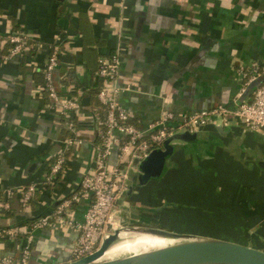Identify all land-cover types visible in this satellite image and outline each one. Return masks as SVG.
Returning a JSON list of instances; mask_svg holds the SVG:
<instances>
[{
    "label": "crops",
    "instance_id": "crops-1",
    "mask_svg": "<svg viewBox=\"0 0 264 264\" xmlns=\"http://www.w3.org/2000/svg\"><path fill=\"white\" fill-rule=\"evenodd\" d=\"M0 31L23 32L27 48L0 59V199L6 189L40 181L56 157L67 131L50 104L44 65L53 44L60 45L53 77L61 96H78L80 139L53 188H40L27 205L19 192L10 208L0 210V228L51 212L79 187L93 164L99 142L96 89L100 55L119 52L120 102L131 120L145 127L165 111L229 107L250 99L243 95V67L264 60V0H0ZM10 42L0 45L6 51ZM260 82V78H259ZM250 86V84L248 85ZM95 113V114H94ZM198 128V140L180 141L162 178L138 184V167L129 168L126 190L117 200V227L151 221L174 229L164 219V203L188 202L232 207L234 221L246 228L244 241L264 245V132L231 119ZM118 146L108 158L118 162ZM92 201L84 193L70 217L82 221ZM141 225V224H135ZM79 231L57 223L34 230L28 264H59L73 259ZM24 236L0 238V256L19 257ZM17 264V263H15Z\"/></svg>",
    "mask_w": 264,
    "mask_h": 264
},
{
    "label": "built area",
    "instance_id": "built-area-1",
    "mask_svg": "<svg viewBox=\"0 0 264 264\" xmlns=\"http://www.w3.org/2000/svg\"><path fill=\"white\" fill-rule=\"evenodd\" d=\"M10 42L9 48L1 50L0 59H9L22 53L29 44V37L23 32L10 31L6 35L0 31V45ZM60 45L53 44L52 52L47 59L43 74V88L47 91L50 104L56 108L64 119L69 133L64 137L56 157L48 164L44 177L40 181H31L19 188L6 189L7 198L0 199V210L10 208V200L15 192H19L23 205H27L40 188L54 187L56 179L69 158V151L80 139L77 136V116L82 111V102L78 96L63 97L60 95L53 77V70L58 64ZM120 57L114 51L108 55H100L97 75L101 86L97 96L105 107L103 116L96 115L97 136L99 142L94 145L93 164L88 169L76 191L62 198L51 212L31 221L0 228V238L16 239L24 236V243L19 245L20 256L8 253L0 256V264H28L34 241V230L44 227L51 219L57 223L75 225L79 231L72 248L73 258L84 256L99 247L102 240L117 227L113 212L117 200L127 188L129 168L137 159L140 162L156 147H161L165 139L179 129H198L210 122L221 124L231 119L244 123L252 129L264 132V60H254L243 67L242 93L248 85L259 79L253 87L252 97L239 101L229 107L218 103L210 108L187 111L181 116L165 111L157 119L145 127L137 126L130 117L128 109L120 102V92L127 86L119 82ZM118 146V162L110 165L108 158L115 146ZM92 194L84 219L74 221L70 217L75 203L82 194Z\"/></svg>",
    "mask_w": 264,
    "mask_h": 264
},
{
    "label": "water",
    "instance_id": "water-1",
    "mask_svg": "<svg viewBox=\"0 0 264 264\" xmlns=\"http://www.w3.org/2000/svg\"><path fill=\"white\" fill-rule=\"evenodd\" d=\"M258 83L259 79L251 82L243 95ZM216 126L221 129V124ZM198 138V129H179L165 139L163 146L153 148L140 162L136 159L134 165L139 169L137 183L145 184L152 178H162L168 169L169 158L180 147V141L193 142ZM133 188L134 184H131L125 190L130 193ZM126 224L124 226L129 231L179 240L144 251L100 259L111 243L118 239L122 229L116 227L94 251L59 264H264V245L180 232L151 221ZM135 224L141 225L134 227Z\"/></svg>",
    "mask_w": 264,
    "mask_h": 264
},
{
    "label": "rangeland",
    "instance_id": "rangeland-1",
    "mask_svg": "<svg viewBox=\"0 0 264 264\" xmlns=\"http://www.w3.org/2000/svg\"><path fill=\"white\" fill-rule=\"evenodd\" d=\"M168 212L164 219L175 230L215 236L232 241L245 242L248 229L243 222L234 221L232 207L211 204L175 202L161 205Z\"/></svg>",
    "mask_w": 264,
    "mask_h": 264
},
{
    "label": "bare ground",
    "instance_id": "bare-ground-1",
    "mask_svg": "<svg viewBox=\"0 0 264 264\" xmlns=\"http://www.w3.org/2000/svg\"><path fill=\"white\" fill-rule=\"evenodd\" d=\"M140 225L134 226L138 227ZM121 227V232L118 239H115L100 259L113 258L129 254L132 252H139L155 247L164 246L171 242H176L179 239L165 238L162 236H155L149 233H139L126 230V226Z\"/></svg>",
    "mask_w": 264,
    "mask_h": 264
},
{
    "label": "trees",
    "instance_id": "trees-1",
    "mask_svg": "<svg viewBox=\"0 0 264 264\" xmlns=\"http://www.w3.org/2000/svg\"><path fill=\"white\" fill-rule=\"evenodd\" d=\"M99 68V67H98ZM100 86H101V81L98 83V87H97V89H96V95H97V93H98V90H99V88H100ZM100 104L98 105V106H94L93 107V111L97 114V115H100V116H103V114H104V112H105V107L102 105V103L101 102H99ZM66 131H67V134L69 133V131L66 129ZM99 139V138H98ZM54 159V158H53ZM52 159V160H53ZM57 182V181H56ZM49 188H53L52 186L51 187H49ZM33 219H35V218H31L30 220H33ZM19 256H20V253H19Z\"/></svg>",
    "mask_w": 264,
    "mask_h": 264
}]
</instances>
